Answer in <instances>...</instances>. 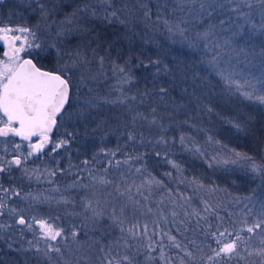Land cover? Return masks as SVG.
<instances>
[{
  "label": "trees",
  "instance_id": "obj_1",
  "mask_svg": "<svg viewBox=\"0 0 264 264\" xmlns=\"http://www.w3.org/2000/svg\"><path fill=\"white\" fill-rule=\"evenodd\" d=\"M42 2L47 8L54 9L48 23L54 20L57 24L65 19V14H71L78 5L83 6L82 0H42ZM124 2L130 6L136 4V0H124ZM142 2L147 4L151 13L150 17H145L144 10L137 8L127 28L119 24L106 25L92 18L88 21L94 26V33H99L104 40L110 41L111 47L103 48L93 44L91 47L95 48L97 53L95 58L91 50H87L91 63L87 65L86 70H83L86 79L79 91L81 97L96 98V107L77 118L75 113L80 101L75 98L70 100L72 106L69 111L73 113V122L69 131H74L76 139L68 153L61 150L56 155L55 159L59 161V164L57 165L54 160L50 165L53 169L68 170L69 161H71L73 167L69 171H57L56 176L49 177L45 182L42 181L35 186L32 184L33 181H29L28 184H22L19 181L11 187L19 190L23 195L36 192L54 194L52 198H55L44 205L55 206L57 211L55 217H60L58 223L65 228L74 224L72 212L66 210L80 206L74 204L84 191L90 194L93 191V185L97 192H101L103 200H109L119 206L125 198L119 195L116 198L112 197L113 194L118 193H115L111 185L105 187L95 184L89 178L85 167L94 175H105L103 169L107 167L104 163L107 157L97 156V160L101 161L97 163L92 161L93 155L98 153L101 147L106 150L115 149L118 144L121 145L122 152H130L134 145L126 144V135L122 134L134 128L150 139L154 138L159 129L155 126L149 127L147 121L143 120L138 121L134 126L131 123V117L136 112L143 113L149 119L155 116L167 127L166 135L177 138L175 143L168 145L167 159L180 165V170L174 169L163 157L157 158L154 155L146 157L147 170L155 178L162 180L166 187L153 185L150 192L144 193L149 196L148 201L141 200V202L155 211L157 202L163 200L159 208L168 220L165 222L152 213L141 219L149 223L150 229L155 227L158 232L162 229L176 236L177 241L192 249L190 240L194 239L199 244L204 239L201 231L205 222L201 221V228H197L196 218H186L185 212L196 209L201 216H204L205 201H207L226 223L230 220L239 221L242 210L247 211L244 208L247 202L243 200V197L251 195L253 189L259 190V179H253V174L243 160H238L237 164L225 165L217 164L212 157L215 156L217 160L237 159L234 152H239L253 156L257 162L264 161V105L256 101H248L238 93L232 94L215 73L210 74V69L202 61L211 59V56L215 54L221 60L220 67H228L229 71H242L244 76H248L249 73L259 76L260 65L264 61V35L257 34L249 40L247 38L249 26L245 25L244 38L234 37L233 31L239 23H242V19L237 13L230 11L235 4H229L227 0H224L222 9L215 11L212 17L204 19L203 23L189 14L191 5L185 4L184 11H180L175 0H142ZM115 3L117 7L122 6V0H115ZM243 10L249 11L247 8ZM258 11L259 9L253 11L257 22H259V17L256 15ZM180 17L189 21L184 26L190 29L186 33L190 37L195 34V31H203L209 24L215 25L216 35L212 37V44L219 47L213 48L212 52H206L201 43L200 48L192 49L179 35L170 34L163 20L176 22ZM121 18L123 19L124 16ZM221 20L224 21L223 24L220 23ZM39 21L37 0H3L0 4V25L32 26ZM67 41L73 44L84 43L85 37L74 32L67 37L65 46ZM226 41L228 43H225ZM99 56H105L102 68L99 64ZM50 57L42 59L46 61L47 64L44 66L48 69L53 67V64L49 66ZM129 58L131 62L127 67L130 68L135 79L129 84H123L121 80L125 74L114 71L113 64L124 65ZM155 61L159 63H153ZM88 77H95V79ZM133 96L136 97L135 100L131 99ZM153 108L156 109L154 114L151 111ZM237 123L241 126L239 130L235 127ZM181 134L190 137L193 143H188L187 146L181 145L178 142ZM209 137H212L211 141L208 140ZM135 147L141 152H153L151 144L135 145ZM195 148H199L204 155L197 153ZM155 150H160V146H157ZM116 158L123 159V156L118 152ZM84 160H89L91 163L85 166L82 163ZM209 164L212 166L209 167ZM136 166L139 167L140 164ZM169 172L172 174L171 177L164 175ZM121 173L135 179L137 183L141 182L139 174L128 173L127 166L123 165L120 169H110L107 177L119 183ZM80 177H83L82 181ZM194 178L196 183H192ZM74 180L88 184L89 188H69L68 186ZM200 183L205 187L198 188L197 184ZM209 187L216 188L217 191L209 193L207 191ZM72 193L75 194L72 195ZM107 193L112 195L108 196ZM76 194L80 195L75 196ZM133 195L136 199H141L135 195V191ZM59 196L67 197L73 203L57 204L56 197ZM181 204L183 208L178 207ZM258 207L259 205L257 209ZM173 210L178 213L175 223L170 215ZM137 215L139 216V213ZM153 219L159 220V223L153 225L151 223ZM186 219L191 220V223L187 225L188 230L179 223L180 220ZM208 219L213 225L217 223L215 216L209 215ZM251 219L252 217H249V223ZM83 223L85 222L77 225ZM108 223L109 221L105 218L102 227H106ZM91 227L89 225L88 229H82L77 238L82 245L80 256H87V259L81 260L80 264H98V257L101 255L97 245L88 246L101 235L99 231H91ZM177 228H180L179 232L176 231ZM85 231L88 232L87 236L84 234ZM112 235H119L118 230L113 231ZM156 239L159 240L160 236L158 235ZM103 242L107 243L108 238L105 237ZM163 245L165 259H160L159 248L151 253L141 250L136 257L137 264H166V261L167 264H173L178 254L183 255L179 249L171 247L167 237L163 238ZM53 254L55 256L53 258H56L55 262L62 264L60 257ZM149 254L155 259H146ZM70 264L79 263L72 261ZM231 264H237V262L233 261ZM239 264L243 262L240 261Z\"/></svg>",
  "mask_w": 264,
  "mask_h": 264
},
{
  "label": "snow or ice",
  "instance_id": "obj_2",
  "mask_svg": "<svg viewBox=\"0 0 264 264\" xmlns=\"http://www.w3.org/2000/svg\"><path fill=\"white\" fill-rule=\"evenodd\" d=\"M2 3L3 0H0V4ZM82 3V7L78 5L71 14H65V19L57 24L54 20L48 23L54 9L47 8L42 0H37L40 12L38 23L32 26L26 24L0 25V42L6 48L2 58H0V145H3V148L0 149V174H4L0 177V193L3 194L0 195V216L7 214L17 217L12 225L0 223V229L6 230L20 225L23 226L20 229L21 234H23L24 229L34 235L39 232L40 239L46 243L44 255L48 256L49 259H51L50 253L63 256L62 245L69 239L78 247H82L77 238L81 229H88L91 225V231L101 233L100 237L88 245L89 247H93V245L99 247L101 255L98 257V264H137L136 257L141 250L151 253L157 251L158 248L160 249V259H165L164 237H167L171 242V247L179 249L180 253H183V255L178 254L179 264H189V262L231 264L233 261L239 264L240 261H246L247 257L253 255L258 258L257 264H264V161L257 162L253 156L246 153L234 152L233 150L237 159L217 160L215 156L212 157V160L217 164L225 165L237 164L238 160H243L253 174V179L258 178L260 181L259 190L253 189L251 195L243 197V200L247 202L244 204L247 211L242 210L239 221L230 220L226 223L225 219L218 216L213 206L207 201H205L204 216H201L196 209L185 212L186 218H196L197 228H201V221L205 222L201 231L204 239L199 244L194 239L190 240L189 243L193 248L189 249L187 245L177 241L176 236L170 235L162 229L158 232L155 227L150 229L149 223L141 219V217H146L152 213L158 215L165 222L168 220L159 208L163 200L157 202L155 211L152 207L141 202V200L148 201L149 196L144 193L145 191L150 192L153 185L166 187L162 180L155 178L147 170L146 157L149 155H154L157 158L163 157L174 169L180 170V165L171 159H167L168 145L175 143L177 138L168 137L166 135L167 127L155 116L149 119L141 112H136L131 117V123L135 126L138 121L143 120L147 121L149 127L155 126L159 132L154 138L150 139L135 128L128 130L122 135H126V144L134 145L130 152H122L121 145L118 144L115 149L106 150L101 147L99 152L93 155L92 161L97 163L101 162L97 160V156L107 157L104 161L107 167L103 169L105 175H94L91 170L85 167L89 178L95 184L105 187L111 185L119 197L125 198L123 202L119 203V206L109 200H102L93 185V191L83 198V212L72 213V215H83L85 223L80 226L70 224L67 228L58 223L59 216L25 218L22 214L23 210L8 206L6 198L20 197L19 191L14 187L5 188L2 182L3 178L7 177L13 168L19 169L24 177L28 179L34 177L39 181L42 175L54 177L57 175V171H69L73 167L69 161L68 170L45 168L41 172L39 169L27 167V164L33 157L39 159L45 155L52 156L59 154L61 150L68 153L76 139L74 131L68 130L73 117V113L69 111L72 106L70 104L72 98L80 101L75 113L77 118L96 107V98L81 97L79 91L86 79L83 70H86L87 65L91 63L87 56V50H91L95 58L96 49L91 46L95 44L97 47L110 48L111 42L104 40L99 33H94V26L89 24V19H95L106 25L119 24L127 28L131 24L137 8L144 10L145 17L151 15L147 4L142 0H136V4L131 6L122 0L121 7L116 6L115 0H82ZM175 3L180 11H184L185 4L191 5L188 10L189 14L201 23L204 19L212 17L215 11L224 7V0H175ZM227 3L235 4V7H232L230 11L237 13L242 19V23H239L236 30L233 31L234 37L244 38L245 25L249 26L247 33L249 40L254 35H264V0H227ZM245 8L249 11H244ZM256 9H259L256 12L259 22L253 16V11ZM121 16L124 18L122 19ZM163 23L170 34L179 35L192 49L200 48L201 43L206 52H212L213 48L219 47V45L212 44V37L216 35V26L213 24H209L203 31H195V34L190 37L186 35L190 29L184 26L189 21L184 17H180L176 22L163 20ZM220 23L223 24L224 21L221 20ZM81 25L83 26L81 27ZM74 32L85 37V42L73 44L71 41H67V46H65L67 37L73 35ZM53 53V67L46 70L41 60L47 56H52ZM98 59L102 68L105 56H99ZM130 62L131 58L125 61L124 65L113 64L114 71L125 74L121 80L123 84H129L135 79L130 68L127 67ZM202 62L210 69V74L215 73L232 94L238 93L248 101H256L264 105V61L260 65L259 76L251 73L244 76L242 71H229L228 67L222 68L220 67L221 60L215 54L211 56V59ZM153 63H159V61ZM88 78L95 79V77ZM89 91L91 90L89 89ZM161 91H165V89H161ZM131 99L135 100L136 97L133 96ZM151 111L154 114L156 109L153 108ZM229 122L231 123V121ZM235 127L239 130L241 126L237 123ZM15 138H19V142ZM208 140L211 141L212 137H209ZM178 142L183 146L193 143L190 137L183 134L178 137ZM148 144L152 145V153L138 151L135 147V145L145 146ZM8 145H11V154ZM157 146H160L158 151L155 150ZM194 150L201 156L204 155L199 148ZM118 152L121 153L123 159L116 158ZM55 162L57 165L59 164L58 160ZM82 163L87 166L91 161L84 160ZM136 164H140V166L137 167ZM122 165L127 166L128 173L139 174L141 182L137 183L135 179H131L130 176H125L123 173H121L119 183L107 177L110 169H120ZM211 166L209 164V167ZM164 175L171 177L172 174L169 172L164 173ZM79 179L82 181L83 177ZM192 183H196L195 178ZM68 187L87 189L89 185L74 180ZM197 187L204 188L205 186L200 183L197 184ZM133 191L141 199H136ZM207 191L211 193L217 189L209 187ZM107 195L111 196L112 194L107 193ZM33 199L39 200V197H33ZM44 199L45 201L48 200L47 197ZM56 202L57 204L73 203L67 197H61ZM257 205H259L258 209ZM109 207L110 211L106 212L105 209ZM178 207L183 208V205H178ZM170 215L173 218V223H175L178 213L173 210ZM209 215L216 217L217 223L215 225L209 221ZM249 217H252L250 223ZM105 218L109 223L106 227H102ZM151 223L157 225L159 220L153 219ZM179 223L185 226V230H188L187 225L191 223V220H180ZM37 225L38 228L35 227ZM116 230H118L119 235L113 236L112 232ZM176 231L179 232L180 228H177ZM84 234L87 236L88 232L85 231ZM158 235L160 236L159 240L156 239ZM105 237L108 238L107 243L103 242ZM254 239L259 240L260 246L249 251ZM146 259L155 258L149 254Z\"/></svg>",
  "mask_w": 264,
  "mask_h": 264
},
{
  "label": "rangeland",
  "instance_id": "obj_3",
  "mask_svg": "<svg viewBox=\"0 0 264 264\" xmlns=\"http://www.w3.org/2000/svg\"><path fill=\"white\" fill-rule=\"evenodd\" d=\"M251 72V71H250ZM253 74V73H251ZM239 78V77H238ZM73 122V118L71 123ZM71 125V124H70ZM71 127H69L68 130H70ZM57 155V154H56ZM55 158V157H54ZM31 160V159H30ZM56 160V159H55ZM53 163V162H52ZM52 163H50V160H44L42 164L35 165L32 168L39 169L41 172L45 168L49 170H53V168L50 166ZM56 163V162H55ZM49 177L45 174L42 175L40 180H36L34 177L32 179H28L26 177L20 178V182L22 184H28L29 181H33V186L36 184L46 181ZM11 186V185H9ZM17 190V189H16ZM19 191V190H17ZM101 199L102 194L101 192H97ZM117 193V192H115ZM75 193H72V195ZM82 195L79 196L78 201L74 205H80L75 206L72 209H67V212L72 213H79L83 212V198L85 195H88V192L84 191L81 193ZM2 195V193H0ZM71 196V193L69 194ZM77 194L75 196H78ZM119 194H113L112 197H117ZM54 194L51 193V195H47V193H35V194H28L23 195L20 193V197H14L12 196L10 199L6 198L7 204H11L13 206H18L19 210H23L22 213L25 214L27 218L31 216H36L38 218H48V217H55L56 215V208L54 205H44L46 203H49L52 201ZM74 196V197H75ZM27 197V198H25ZM33 197H39V200H34ZM45 197L48 198L47 201H45ZM57 201L61 199V197H56ZM110 211V207L106 208L105 211ZM28 212V213H26ZM72 221L74 224H80L84 221L83 215H72ZM16 219H14L12 222H10V225L14 224ZM85 222V221H84ZM7 224V223H6ZM9 224V223H8ZM80 226V225H78ZM38 228V226H35ZM23 227H18L17 225L15 227H10L6 230L0 229V264H58L59 262H55L56 258L53 253H50L51 259L48 258V256L44 255V251L46 249V243L44 240L40 239V234L37 232L36 235H34L32 232L28 231L27 229H24L23 234H21L20 229ZM82 230V229H81ZM85 230V229H84ZM20 238V239H18ZM29 241H31V244H29ZM259 240L254 239L251 247L249 248V251H251L255 247H259ZM82 247H78L76 244L72 242L71 239H69L67 242H65L62 245V252L64 253L63 256H60L58 254L57 257H60V261L62 264H65V262H72L79 263L81 260L87 259V256H80V251ZM39 249V250H38ZM16 252V254H12L13 252ZM207 251V250H206ZM49 260V261H48ZM243 264H257L258 258L256 256H250L247 257L246 261H242ZM173 264H179V260L177 258L176 261L173 262ZM189 264H198V262H189Z\"/></svg>",
  "mask_w": 264,
  "mask_h": 264
},
{
  "label": "flooded vegetation",
  "instance_id": "obj_4",
  "mask_svg": "<svg viewBox=\"0 0 264 264\" xmlns=\"http://www.w3.org/2000/svg\"><path fill=\"white\" fill-rule=\"evenodd\" d=\"M6 50V48L4 47V46H2L1 44H0V58H2V56H3V51H5ZM47 58V57H46ZM54 61V56L52 55L50 58H49V66H52V62ZM41 63L43 64V65H45L46 66V61H42L41 60ZM44 66V67H45ZM45 69L46 70H50V69H48V68H46L45 67ZM69 127H71V125L69 126ZM54 135H55V133H54ZM16 139V141L17 142H19V138H15ZM3 148V145H0V149H2ZM8 148H9V153L11 154V145H8ZM56 158V154H54V155H52V156H49V155H45V156H42V157H40L39 159H37V158H35V157H33L31 160H29L28 161V164H27V167H29V168H32L33 166H35V165H38V163L39 164H42V162L44 161V160H50V163H52V162H54V160H55V158ZM4 174H0V177H2ZM22 177H24L23 176V174H22V172L19 170V169H16V168H13L12 169V171H11V173L10 174H8V176L7 177H4L3 178V186L5 187V188H8V187H11V186H14V185H16V183L17 182H19V181H21L20 180V178H22ZM12 184V185H11ZM9 185H11V186H9ZM3 195V194H2ZM8 206L9 207H15V208H19L18 206H13L12 205V203L11 204H8ZM19 210V209H18ZM26 213H28V212H26ZM24 216H25V214L24 213H22ZM25 218H27L26 216H25ZM14 219H17V217L15 216V215H4V216H0V223H9L10 224V222H12ZM18 227H23V226H20V225H17ZM38 226V225H37ZM18 239H20V238H18Z\"/></svg>",
  "mask_w": 264,
  "mask_h": 264
},
{
  "label": "water",
  "instance_id": "obj_5",
  "mask_svg": "<svg viewBox=\"0 0 264 264\" xmlns=\"http://www.w3.org/2000/svg\"><path fill=\"white\" fill-rule=\"evenodd\" d=\"M0 44L2 45V46H4V44L2 43V42H0ZM5 47V46H4Z\"/></svg>",
  "mask_w": 264,
  "mask_h": 264
}]
</instances>
